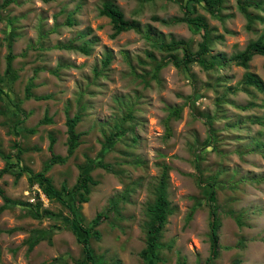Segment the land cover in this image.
<instances>
[{
	"label": "rangeland",
	"instance_id": "rangeland-1",
	"mask_svg": "<svg viewBox=\"0 0 264 264\" xmlns=\"http://www.w3.org/2000/svg\"><path fill=\"white\" fill-rule=\"evenodd\" d=\"M106 1L137 20L140 32L111 36L109 18L99 14ZM187 1L14 0L0 7V169L18 163V148L22 167L19 176H0L12 202L0 213V264H76L83 257L85 234L68 208L30 184L24 169H42L50 135L53 151L66 155L67 114L80 115V144L46 175L66 190L83 172L98 181L79 209L85 225L109 209L95 227L100 239H89L98 256L116 264H206L209 180L219 221L213 264H264V89L244 83L251 73L264 84V57L253 55L247 66L232 59L264 34V0H223L214 14L204 1L184 8ZM185 14L206 24L208 66L177 49L170 54L181 64L155 72L168 55L156 40H183L199 50L202 28L181 21ZM45 114L50 123H40ZM163 173L170 213L150 246L148 207ZM35 202L52 214L38 218ZM145 248L148 259L140 255Z\"/></svg>",
	"mask_w": 264,
	"mask_h": 264
},
{
	"label": "trees",
	"instance_id": "trees-1",
	"mask_svg": "<svg viewBox=\"0 0 264 264\" xmlns=\"http://www.w3.org/2000/svg\"><path fill=\"white\" fill-rule=\"evenodd\" d=\"M14 0H3L0 7H6L10 3H12ZM191 1L201 2L204 1L208 9L211 13H216L219 11L221 7V3L223 0H188L186 3L182 4L184 8L189 7V3ZM247 3V2H245ZM245 3L240 2V8L245 10ZM187 12V10H185ZM99 14L106 16L109 18L112 27L114 29V32L111 34V36H116L118 33L128 30H134L136 32H140V24L135 19H127L124 17V14L122 10L114 5L111 2H104L99 9ZM249 21L252 20V16L248 15ZM181 21H186L188 23L196 24L200 28H202V36L203 41L199 45V50L197 52H191L190 47L186 41L183 40H172L168 43H163L161 40H156V44H158V47L167 51L168 55L164 56L162 60L157 63L154 70L155 72H158L160 68L167 65L168 62H173L176 66H179L181 64V61L176 59L175 56H171V52L175 51L177 49H181L183 51L184 59L188 60L190 62L195 61L202 64L204 67H207V63L203 59L202 55L207 51V29L206 24L204 23L203 19L200 17H190L188 14H185V16L180 18ZM249 27V24H248ZM147 39H152L150 36L146 35ZM66 46V45H61ZM84 52H86L85 47H82ZM260 54L264 57V34H260L255 40L250 41L245 48L240 51L239 53H236L232 56V59L235 60L238 64L242 66H247L248 61L252 58L253 55ZM13 55L9 53L6 56V72H11V61H12ZM109 58H106L104 63L107 62ZM211 64V62H209ZM264 67V62H263ZM155 75V73H154ZM244 83L248 85H254L260 90L264 89L263 82L256 77L255 75H252L251 73H246L244 77ZM25 96L28 98L31 96L30 93V87L27 86L25 89ZM46 96H37L36 98L41 99L45 98ZM67 111V110H66ZM173 113H177V110L174 108L171 109ZM51 117L48 115H44V117L40 120V123H50ZM80 120V115L75 114L73 116L66 115V121L65 124L67 126V149H66V155H60L56 154L53 151V145L55 143V138L50 135L49 137V144H48V150L50 152V157L44 162L43 167L38 172H31L29 169L24 168L28 171V180L30 184L37 183L38 187L41 188L43 193L49 198L52 199L61 205H64L68 208L69 213L71 214L72 218L78 223V226L80 229L84 232V237L79 239L82 244V252L83 257L81 259L75 260L76 264H116L105 261L102 257L98 256L94 249L90 246L89 239L91 237L95 238L96 240H99L101 237L100 231L95 228L96 226H99L106 218L107 213L109 209H104L100 212H98L95 217L92 219L91 223L89 225H85L82 221V216L80 215L79 209L82 202L88 201L87 195L90 193V186L96 185L98 181L93 179L88 172H83L79 174V176L76 179V182L72 185V187L68 190H66L65 183L61 184L59 188H56V186L53 184L52 179L46 175V173L49 171V169L55 165V164H63L65 163L68 158L74 153L77 146L80 144V133L76 131L75 127L77 123ZM31 132H34V129L30 130ZM118 131H116L112 137H115L118 135ZM111 137V138H112ZM117 137V136H116ZM115 137V138H116ZM20 156H21V149L18 148L17 152V160L18 163L15 165L18 169H12L13 165H7L4 168L0 169V176L4 172H8L11 170L16 175H20L22 167L19 166L20 162ZM165 173H163L161 177V181L159 184V192L158 195L152 205L148 207V211L150 213V221H149V228L148 233L153 237V240L149 243L150 246L155 245L156 238H158L159 233L164 226L166 222L167 215L170 213L169 209V201L166 198L165 193ZM207 186L206 190V199L207 204L210 208L209 212V240H210V252L209 256L206 259V264H213V261L218 256V234L217 230L219 227V221L217 218V214L215 212V189H214V181H206L205 183ZM64 193H68L70 195V199L72 200V204L70 205L68 203V199L64 196ZM0 196L3 200V203L0 205V213L9 205L11 204V200L7 197L3 189L0 188ZM31 207L34 210L35 215L38 218L43 217L44 215H51L52 213L48 209L40 210V202H35L31 205ZM192 216V211L189 212L187 215V220L190 219ZM238 220V219H237ZM240 224V222H238ZM40 241V237L38 238H32L30 239L28 249L32 250V248ZM148 253L149 249L145 248L140 251V255L144 259H148ZM37 264H45L44 262L37 263ZM52 264V263H49ZM147 264H154V262H148ZM178 264H184V263H178ZM236 264V263H234Z\"/></svg>",
	"mask_w": 264,
	"mask_h": 264
},
{
	"label": "clouds",
	"instance_id": "clouds-1",
	"mask_svg": "<svg viewBox=\"0 0 264 264\" xmlns=\"http://www.w3.org/2000/svg\"><path fill=\"white\" fill-rule=\"evenodd\" d=\"M260 55V54H259Z\"/></svg>",
	"mask_w": 264,
	"mask_h": 264
}]
</instances>
